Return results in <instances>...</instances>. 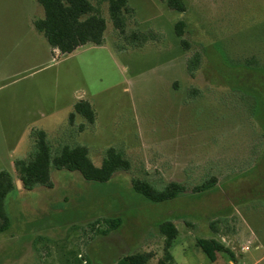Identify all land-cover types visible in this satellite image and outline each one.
<instances>
[{"label": "rangeland", "instance_id": "rangeland-1", "mask_svg": "<svg viewBox=\"0 0 264 264\" xmlns=\"http://www.w3.org/2000/svg\"><path fill=\"white\" fill-rule=\"evenodd\" d=\"M183 1L185 12L162 0H128L127 34L155 37L142 47L116 39L105 3V45L32 76L36 94L79 89L90 99L97 119L89 129L76 133L66 124L48 137L55 153L74 136L72 143L87 146L98 166L108 149L119 150L131 169L108 182L53 169L52 186H19L15 162L30 158L31 133L38 129L20 133L26 127L16 96L28 81L0 88V108L6 112L8 105L16 114L9 135H0V171L16 181L5 201L10 228L0 233V264H115L145 252L154 254L147 264H157L164 242L156 225L169 220L180 230L170 249L173 264H264V0ZM2 5L6 56L17 63L34 37L27 26L31 5ZM178 21L186 45L176 33ZM38 54L36 60L44 58ZM195 55L200 62L192 75L188 62ZM26 93L34 94L31 88ZM212 177L217 182L193 192ZM133 179L158 189L177 181L187 191L153 203L133 189ZM118 218L119 228L102 231ZM211 238L229 249L216 252L214 262L198 245Z\"/></svg>", "mask_w": 264, "mask_h": 264}, {"label": "trees", "instance_id": "trees-1", "mask_svg": "<svg viewBox=\"0 0 264 264\" xmlns=\"http://www.w3.org/2000/svg\"><path fill=\"white\" fill-rule=\"evenodd\" d=\"M168 7L185 12L186 5L183 0H162ZM44 10V17L34 20L35 29L42 33L48 40L52 49L57 50L61 57H67L78 49L90 46H104L106 43L107 19L103 17V6L108 4V14L117 40L123 39L126 47H142L155 37L150 33L133 32L127 34L126 16L130 14L128 0H37ZM176 33L186 45L185 26L182 21L176 24ZM154 39V40H153ZM199 56H193L188 63L190 74L198 66ZM78 117H82L85 123H78ZM97 114L90 101L81 100L76 103L73 112L69 115L68 130L83 132L96 122ZM77 128V129H76ZM34 146L30 158L17 160L15 167L18 172L17 180L23 188L32 189L37 185L52 186L51 172L53 169L78 171L88 181L108 182L119 171H129L130 161L123 153L115 148L106 151L102 164L96 165L90 157L87 146L62 142L54 153L55 146L50 141L44 130H34L32 133ZM71 138V137H70ZM217 178L212 177L202 186H195L193 192L206 190ZM16 181L7 171H0V233L10 228V218L7 214L5 201L8 194L15 188ZM133 189L153 203H161L173 200L187 191V187L180 182L172 181L162 189L154 187L145 180L133 179ZM99 221L93 223L97 226ZM108 228L104 233L120 227L121 219L108 220ZM160 232L165 237L164 253L157 264H173L174 258L170 249L179 235L176 224L169 220L160 225ZM198 245L209 257L210 261L217 260L216 252H229L223 244L214 239H200ZM82 258L80 255H78ZM154 254L152 252L132 253L120 258L116 264H147ZM87 264V263H86Z\"/></svg>", "mask_w": 264, "mask_h": 264}, {"label": "crops", "instance_id": "crops-1", "mask_svg": "<svg viewBox=\"0 0 264 264\" xmlns=\"http://www.w3.org/2000/svg\"><path fill=\"white\" fill-rule=\"evenodd\" d=\"M3 1L5 2L6 0H0V9L2 8L1 5ZM29 2L31 6L28 10V13L30 14L28 15L27 19V26L29 30V36L30 34H32L34 37L32 38V44H29V48L27 47L26 50L22 51V58L20 57V50V56L18 57L17 63H8L9 58L6 56L7 51L5 50V37L7 36L6 34H8L9 31H7L6 33V31L4 30V23L0 27V88L6 86L8 82L12 80L14 81L20 79L23 81H28L29 86L26 87L24 91L19 90L16 96V107L18 109L17 116L19 118H24L22 121L20 120L21 122L19 123L22 125V127H26L22 128V131H20V133L30 134V129L32 131L34 129H39L44 130L47 134H52L56 133L58 129L66 126V124L67 126L69 125V115L73 112L77 102L90 99L84 98L86 96L82 92H78L79 89L73 91H67L63 89L57 91L52 90L50 92L40 91V94H36L34 93L36 85L34 84V79L32 78V76H35L38 72L44 71L46 67L52 66V64L54 63L57 64L59 60L66 59L68 57H77L80 51L91 49L93 48V46L80 48L72 55L61 57L57 50L51 48L46 37L42 33L38 32L34 27V20L43 18L44 10L40 9L37 0H29ZM38 50L39 54H42V56L44 57L40 60L39 58L38 60H36L34 55L35 52H38ZM30 88L34 93L32 95H28L26 93V89L29 90ZM7 102L8 100L6 99V103ZM7 108L8 105L6 106V112H4L2 108H0V135H9L11 129H13L10 127L14 126V122L10 116H16V114H9V110H7ZM83 123L85 122H80V124ZM173 222L177 226V221L175 220ZM162 223L156 225V227L160 233V240L164 242L165 237L160 232V225ZM187 225L192 224L190 223ZM210 227L213 231H215V229L212 228V223H210ZM178 231L180 235L179 228ZM226 248L228 249V247ZM118 260L119 259H117V261ZM231 263H233V261H231Z\"/></svg>", "mask_w": 264, "mask_h": 264}, {"label": "built area", "instance_id": "built-area-1", "mask_svg": "<svg viewBox=\"0 0 264 264\" xmlns=\"http://www.w3.org/2000/svg\"><path fill=\"white\" fill-rule=\"evenodd\" d=\"M248 249H249L248 246H243V247H242V250H243V251H247Z\"/></svg>", "mask_w": 264, "mask_h": 264}, {"label": "water", "instance_id": "water-1", "mask_svg": "<svg viewBox=\"0 0 264 264\" xmlns=\"http://www.w3.org/2000/svg\"><path fill=\"white\" fill-rule=\"evenodd\" d=\"M20 183H21V182H20V181H18V184H19V186H20Z\"/></svg>", "mask_w": 264, "mask_h": 264}]
</instances>
